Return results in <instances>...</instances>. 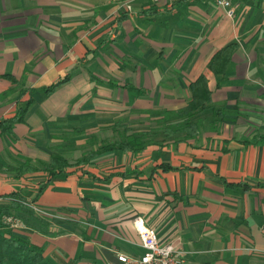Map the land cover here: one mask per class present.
Wrapping results in <instances>:
<instances>
[{"label": "crops", "instance_id": "0c3cea01", "mask_svg": "<svg viewBox=\"0 0 264 264\" xmlns=\"http://www.w3.org/2000/svg\"><path fill=\"white\" fill-rule=\"evenodd\" d=\"M233 7L230 19L213 0H0V122L33 91L24 122L0 135V196L20 193L71 217L47 220L50 236L17 231L53 264L139 253V222L182 249L186 264H264V0ZM229 46L216 75L209 64ZM200 76L212 104L195 117V138L152 134L140 152L75 164L118 140V122L129 134L160 128L164 116L149 113L185 107ZM54 154L72 166L52 177ZM27 163L38 171L16 177Z\"/></svg>", "mask_w": 264, "mask_h": 264}, {"label": "trees", "instance_id": "16d2710c", "mask_svg": "<svg viewBox=\"0 0 264 264\" xmlns=\"http://www.w3.org/2000/svg\"><path fill=\"white\" fill-rule=\"evenodd\" d=\"M233 46H229L220 51L210 62L209 69L216 75H223L226 72L227 66L231 59V51ZM218 66H220L218 68ZM70 77H66L59 83L53 84L43 89L46 96L54 93L60 86L68 83ZM191 100L188 104L177 111H163L160 113L150 112V117L153 115L164 116V125L160 128L151 129V132H142L139 134H129L131 129L128 126H123V133H120L121 139L113 142L103 143L102 147L97 149L88 150L84 157L78 160L75 164L77 166L88 164L92 159L98 157L105 152H140L144 150L149 142L147 137L150 135L161 134L165 137H173L177 134L183 133L188 138H195L200 132V126L195 117L204 111L211 108L212 99L211 93L208 89L207 80L204 76H200L194 83L190 85ZM31 90L27 91L29 100L23 109H18L16 115L11 119L2 120L0 122V135H12L15 125L24 122V117L29 108L33 104L31 99ZM226 111L223 109H214L213 119L216 123L224 120ZM163 122V121H161ZM121 122L114 126V130H120L122 127ZM264 140V138H263ZM69 160L66 157L58 154L52 155L49 164L45 165L46 171L52 173V177L62 174L65 169L70 167ZM163 171L173 169L168 165H163ZM36 167H31L28 163L15 170L16 177H24L26 174L37 172ZM5 202H0V264H53L52 261L44 256V251L41 247L31 244L27 238L15 233L4 222L7 217H13L21 220L24 225L42 235L50 236V224L47 220L38 219L34 216L22 202L25 198L20 193H13L6 196H0ZM10 228V229H8ZM73 264H79L74 261Z\"/></svg>", "mask_w": 264, "mask_h": 264}, {"label": "built area", "instance_id": "2783aa9c", "mask_svg": "<svg viewBox=\"0 0 264 264\" xmlns=\"http://www.w3.org/2000/svg\"><path fill=\"white\" fill-rule=\"evenodd\" d=\"M159 2L160 0H153ZM170 3L194 0H167ZM218 8L224 9L228 18H233L235 10L233 7L234 0H213ZM0 202H3L0 199ZM33 214L46 220H61L60 215L54 212H48L37 205L28 201L22 202ZM4 222L13 230L20 228L23 222L13 217H7ZM139 235V247L141 252L129 254L118 252L113 260L106 261L105 264H186L185 252L182 249L175 247L171 243L160 242L157 232L149 227H146L139 222L136 225Z\"/></svg>", "mask_w": 264, "mask_h": 264}, {"label": "rangeland", "instance_id": "374dc122", "mask_svg": "<svg viewBox=\"0 0 264 264\" xmlns=\"http://www.w3.org/2000/svg\"><path fill=\"white\" fill-rule=\"evenodd\" d=\"M123 122H125V121H123ZM122 122V123H123ZM134 125H136V124H134ZM120 128H123V127H120ZM123 130V129H122ZM122 130H119V131H114V132H112L111 133V136H113V139H121L122 137L120 136V133H123V131ZM74 131H72V130H70V131H67L64 135H66V136H74V135H76L75 133H73ZM63 145L64 146H67L68 145V143H65V142H63ZM88 148H90V146L87 144L86 146H84L83 147V150H85V149H88ZM50 152H53V149H51V151ZM72 161V160H71ZM40 166V165H39ZM59 217H61V220L62 221H70V216L68 215V214H60V216ZM58 221H60V220H58ZM8 229H10V228H8ZM24 229H27V227L24 225V223L21 225V227L20 228H17V229H13V231H16V233H18L17 231H22V230H24ZM12 230V229H11ZM98 253V255L99 256H96L95 254L92 256V257H88V259L89 260H91L92 262L94 261V264H105L106 263V261H105V259H103V255H102V251H98L97 252ZM82 254V253H81Z\"/></svg>", "mask_w": 264, "mask_h": 264}]
</instances>
